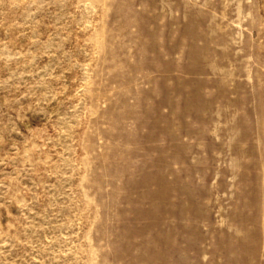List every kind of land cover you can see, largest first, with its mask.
Wrapping results in <instances>:
<instances>
[{"label":"rangeland","instance_id":"rangeland-1","mask_svg":"<svg viewBox=\"0 0 264 264\" xmlns=\"http://www.w3.org/2000/svg\"><path fill=\"white\" fill-rule=\"evenodd\" d=\"M0 264H264V0H0Z\"/></svg>","mask_w":264,"mask_h":264}]
</instances>
